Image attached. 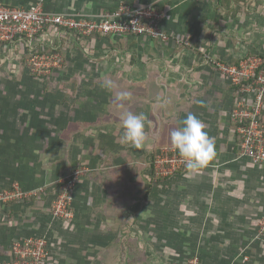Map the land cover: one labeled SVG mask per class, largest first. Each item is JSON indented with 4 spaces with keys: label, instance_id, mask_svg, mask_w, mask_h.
Wrapping results in <instances>:
<instances>
[{
    "label": "crops",
    "instance_id": "crops-1",
    "mask_svg": "<svg viewBox=\"0 0 264 264\" xmlns=\"http://www.w3.org/2000/svg\"><path fill=\"white\" fill-rule=\"evenodd\" d=\"M0 3L92 18L121 4L150 6L163 14L160 26L169 36L160 42L49 31L0 46V191L14 184L45 190L0 205V261L10 258L13 242L35 236L49 242L48 264H89L91 255L123 254L127 239L131 252L141 248L150 264H187L192 258L198 264H264V235L257 234L264 164L240 154L230 121L237 87L213 64L264 59V0ZM61 43L69 48L70 66L77 51L83 65L69 68L68 77L84 80L38 85L25 56L58 50ZM108 54L115 63L105 69ZM64 73L52 74L57 80ZM104 78L114 82L113 90L103 87ZM117 91L130 93L122 109L114 104ZM125 111L146 117L140 147L121 140ZM190 112L213 138L215 156L195 173L185 167L158 179L152 161L159 151L173 149L170 133ZM76 169L84 172L71 191L73 217L54 219L55 183Z\"/></svg>",
    "mask_w": 264,
    "mask_h": 264
},
{
    "label": "built area",
    "instance_id": "built-area-1",
    "mask_svg": "<svg viewBox=\"0 0 264 264\" xmlns=\"http://www.w3.org/2000/svg\"><path fill=\"white\" fill-rule=\"evenodd\" d=\"M163 14L147 6L134 8L121 4L116 9L92 18L83 15L53 14L39 6L25 9L0 3V46L16 39H31L49 31L75 33L81 38L96 36H135L166 42L169 36L160 26ZM63 56L51 48L32 53L26 61L28 71L43 79L63 66ZM219 73L237 87L238 99L230 112V121L239 138V152L253 163L264 164V125L261 113L264 107V59L247 56L236 64L213 62ZM185 168L174 149H163L152 161L156 178H168ZM84 169H76L55 183V194L51 201L52 218L69 221L73 217L71 191ZM45 192L43 188L23 190L17 184L0 191V205L23 202L37 198ZM257 234L264 235V215L257 223ZM49 242L45 237H27L11 245L10 258L0 264H48ZM247 260V258H244ZM187 264H198L192 258Z\"/></svg>",
    "mask_w": 264,
    "mask_h": 264
},
{
    "label": "clouds",
    "instance_id": "clouds-1",
    "mask_svg": "<svg viewBox=\"0 0 264 264\" xmlns=\"http://www.w3.org/2000/svg\"><path fill=\"white\" fill-rule=\"evenodd\" d=\"M103 87L111 91L115 84L111 80H106ZM129 96L130 93L127 91H117L114 98L115 106L124 108ZM145 119L143 113L123 112L120 118L121 140L140 147L146 136ZM170 145L178 153L186 169L193 173L203 168L215 156L213 138L205 130V124L191 112L180 121V127L170 133Z\"/></svg>",
    "mask_w": 264,
    "mask_h": 264
},
{
    "label": "rangeland",
    "instance_id": "rangeland-1",
    "mask_svg": "<svg viewBox=\"0 0 264 264\" xmlns=\"http://www.w3.org/2000/svg\"><path fill=\"white\" fill-rule=\"evenodd\" d=\"M67 49H69L68 46L63 45L62 43L59 45V48H58V50L60 51V53L64 59L63 66L61 68L62 72H65L64 74H62L63 78H57V80H56L54 77L55 74H52L53 72H51V74L48 75L45 79H38V82H39L38 85H40V86L46 85L49 88H53L54 85L66 87L72 83L74 85H77L78 84L77 82L84 80L82 78L68 77L69 68H71V69L77 68L78 70H81L83 68V65L80 63L81 62V56L79 58V55H78L80 52L77 51L76 52L77 55L75 58L76 60L74 62V67H73V65L70 66L71 62L69 61V59L67 57ZM93 54H94L93 52L90 53V55H93ZM25 57H26V60L29 58L28 56H25ZM103 61L105 62V64H104L105 69H107V67L113 68V65L115 62H114V59L109 56V54H108V57L103 58ZM75 65H77V66H75ZM88 65L90 66V63H88ZM91 66H92V64H91ZM87 69H89V67ZM106 80H110V79L104 78V79H100L99 81L101 83L102 82L105 83ZM138 249L139 250H137L138 251L137 254L132 253L131 247H130V241H129V239H127V241L125 240V248H124L123 254L109 253L107 255H102V254L91 255L89 264H150V261H151L150 257L148 258L146 253L142 252L141 248H138Z\"/></svg>",
    "mask_w": 264,
    "mask_h": 264
},
{
    "label": "trees",
    "instance_id": "trees-1",
    "mask_svg": "<svg viewBox=\"0 0 264 264\" xmlns=\"http://www.w3.org/2000/svg\"><path fill=\"white\" fill-rule=\"evenodd\" d=\"M73 34H75V33H73ZM75 35H77V34H75ZM77 36L79 37V35H77ZM96 37H98V38H99L100 36H96ZM107 37H109V36H107ZM55 51H57V52H58L59 50H55ZM59 52H60V51H59Z\"/></svg>",
    "mask_w": 264,
    "mask_h": 264
}]
</instances>
